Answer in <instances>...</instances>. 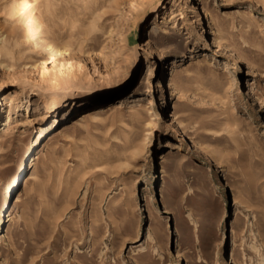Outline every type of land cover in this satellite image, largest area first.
<instances>
[{
	"label": "rangeland",
	"instance_id": "obj_1",
	"mask_svg": "<svg viewBox=\"0 0 264 264\" xmlns=\"http://www.w3.org/2000/svg\"><path fill=\"white\" fill-rule=\"evenodd\" d=\"M12 1L0 0V25L25 37L0 58V100L22 94L16 110L0 105V210L10 189L14 208L0 264H264V0H205L224 20L215 34L202 0H50L49 13L48 0ZM38 17L69 64L40 48ZM201 52L176 81L183 127L164 146L162 77ZM39 93L67 100L49 108ZM124 93L153 121L145 145L131 108L79 120Z\"/></svg>",
	"mask_w": 264,
	"mask_h": 264
},
{
	"label": "bare ground",
	"instance_id": "obj_2",
	"mask_svg": "<svg viewBox=\"0 0 264 264\" xmlns=\"http://www.w3.org/2000/svg\"><path fill=\"white\" fill-rule=\"evenodd\" d=\"M49 1L50 0L46 1L47 3H45L44 5L46 13H49V7L52 5ZM202 1H203V6L201 8L202 15L206 16V18L208 19L207 26L211 27L213 34H215L216 31H219L222 28L224 20L222 21L220 17L219 18L215 17L213 13L211 12V10L208 8L207 4L205 3V0H202ZM13 2L14 0L12 1L11 4H13ZM201 19H203V17ZM44 24L45 23H44L43 17H38V18H34L32 26L31 27L29 26L31 32L36 33L38 35L41 34L39 38L40 48L44 52L48 53L50 57L60 56L61 61L65 62V64H69L70 58L68 56H70V49L65 45H56L55 43H53L50 33L47 29H45ZM5 26L0 25V58L5 57V56L12 57L14 52L15 53L19 52L20 50H15V48L20 45V41H19L20 37H25V33H21L19 31L20 30L19 26L14 25V24L7 26V27ZM157 27H158V21L154 19V21L152 22V25H150L148 29L146 30V37L144 39L146 43L149 44L151 40H155L158 38L159 32L157 31ZM163 30L165 31V29ZM78 52L81 55L85 56L86 58H91V54L89 53V51L79 49ZM202 55L204 56L203 52L197 55L196 54L190 55L185 60L172 64L162 77L163 79L161 81V86L163 87L162 90H163L166 100L169 99L168 111H167V114L164 120L165 132L168 138L165 139L164 146H172L173 144L169 138L177 137L183 127L179 104L174 99L175 95L177 94L176 91L178 90V89L176 90V86H177L176 81L178 78H181L185 76L187 73H189L191 68L194 65L199 64L202 60H204V57ZM246 63L249 68L253 67V65H251L250 62L247 61ZM72 66L73 65H71V67ZM256 83L257 81L255 78H252L250 79V81H248V84L245 87L244 92H243L244 96L246 97L253 96ZM92 88L94 89V87H89L87 89L83 88V90L89 92V91H92ZM21 95L22 94L18 91H10L6 93L4 97L0 100L1 108L2 106H4V107H7L6 109L8 111L16 110L17 105H18L16 104V101L20 99ZM72 95H74V92L72 93ZM167 96H169V98H167ZM25 98H27L28 100H31V98L29 97L25 96ZM37 100L45 103L50 108L52 106V103L57 104L59 101L60 102L63 100L66 101L67 99H66V96L64 95L55 99L51 95H48L45 93H39ZM95 104H96L95 106L89 109H86L79 114L80 115L79 120L81 122H84L86 120L88 121V119L89 120L98 119L99 121L104 120L106 118L114 119V117H117L118 115L122 113L123 109L131 108L134 110V113H135L134 120L138 119L144 129L142 139H141L143 143L142 145H145L148 143L147 142L148 134L150 131H152L153 121L149 116H147L149 112H148V109L145 108V105H142L141 103L137 102L136 99L132 95H129V93H124L115 98L107 100L103 104L102 103H95ZM13 122L14 121L11 119L10 113H8L6 116L4 125L2 127V134H5L6 132L10 131V129L14 126ZM124 124L128 125V123L125 121H124ZM67 129H68V125L63 124L61 131H64V130L67 131ZM45 131H47V129H43L41 132H45ZM42 137L43 135L41 134V136L37 138L36 142H34V145H33L34 148H32L33 152L35 151V148H37L38 146L42 144L41 143L43 142ZM143 148L145 147L143 146ZM160 157L162 160H166L164 157V154L161 155ZM17 177L18 176L16 175L15 179H17ZM11 192H12V189H10L7 193L5 192L3 196L2 203L4 205H7V209L5 211L0 210V224L2 221L5 222L6 218L11 216L12 213L14 212V208L12 204L8 202ZM8 210H10L9 213L8 214L5 213Z\"/></svg>",
	"mask_w": 264,
	"mask_h": 264
}]
</instances>
